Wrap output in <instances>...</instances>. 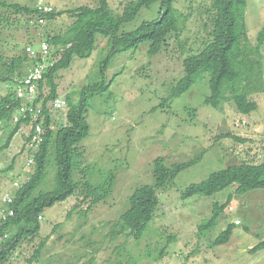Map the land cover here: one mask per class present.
Returning a JSON list of instances; mask_svg holds the SVG:
<instances>
[{
  "label": "rangeland",
  "instance_id": "rangeland-1",
  "mask_svg": "<svg viewBox=\"0 0 264 264\" xmlns=\"http://www.w3.org/2000/svg\"><path fill=\"white\" fill-rule=\"evenodd\" d=\"M2 1L26 6L37 3V0ZM46 1L56 12L96 7L93 0ZM130 1L108 0L107 12L96 18L121 15ZM214 2L177 0L174 3L182 24L180 41L172 42L169 52L151 56L150 43H144L137 49L120 51L111 59L105 74L111 86L90 102L86 115L90 134L82 146L85 164L90 168L88 180L99 185L113 174L112 195L105 203L89 208V202H80L84 193L79 192L46 209L40 222V235L34 240H23L6 264H30L29 259L42 241H46L45 247L38 262L32 264H264V248L250 252L264 243V190L240 196L235 194L236 186H231L212 197L182 198L189 185L206 180L214 172L230 165L264 162V91L250 96L258 109L247 115L239 113L233 102H227L221 109L205 106L204 101L210 95L207 78L181 97L163 104L185 74L183 61L214 40ZM158 10V4L141 9L137 18L123 29L135 31L144 21L156 19ZM0 11L9 17V22L0 21V56L5 59L25 54L28 47L40 49L46 34L63 32L73 22L65 14L35 26L28 24L23 14ZM245 12L247 45L256 49L264 29V0H248ZM111 47L110 38L97 35L89 58L75 57L67 69L58 73V97L64 98L67 106L53 116L55 123H59L54 124V129L68 123L66 114L81 100L84 87L102 82L101 63ZM261 53L264 79V45ZM0 89L2 94L4 89L1 86ZM7 136L0 127V147ZM26 139L27 129L22 128L9 148L0 152V202L6 194L17 191L13 186L15 181H26ZM199 157L195 165L159 192L156 216L141 239L128 232L118 234L116 225L130 207V196L136 188L154 182L157 159L163 158L165 165L171 167ZM81 178L74 172L76 182ZM53 180L51 169L45 189L51 188ZM214 203L227 207L221 212L218 225L201 233L198 226L212 216ZM229 222L238 226L232 239L216 246V239ZM169 237L175 239L169 241ZM164 247V257L154 262L153 256Z\"/></svg>",
  "mask_w": 264,
  "mask_h": 264
},
{
  "label": "trees",
  "instance_id": "trees-1",
  "mask_svg": "<svg viewBox=\"0 0 264 264\" xmlns=\"http://www.w3.org/2000/svg\"><path fill=\"white\" fill-rule=\"evenodd\" d=\"M93 1L95 8L82 6L65 13L56 12L50 5L54 11L44 13L36 8V4L26 6L0 0V10L23 14L28 24L36 22L38 26L41 19L52 22L65 14H69L73 19L65 31L60 33L53 31L45 36L50 47V61L55 64L47 69L45 80L40 82V88L45 87L48 90L44 104L58 97V73L67 69L73 58L86 59L91 56L97 35L110 38L112 43L107 57L101 63L102 82L83 88L81 100L66 114L68 123L54 129V124L59 123H55L49 114L46 116V136L36 157L34 173L27 183L13 193V203L10 208L14 211V216L5 223L0 222V264H6L10 260L23 240H34L40 235V222L46 209L65 202L75 194L77 196L79 192L84 193L80 202H89V208L105 203L112 195L115 182L113 174L99 185L92 184L88 180L90 168L85 164V150L82 143L90 134V125L86 117L90 102L96 95L109 90L111 84L106 82V69L118 52H128L137 49L141 44L150 43L149 53L151 56H156L169 52L171 43L180 41L179 32L182 22L180 19L178 21V13L174 10V3L177 0H132L125 6L121 15L104 17L103 20L96 16L107 12L108 0ZM247 1L215 0L214 40L201 52L183 61L185 74L163 104L181 97L193 85L207 78L210 95L204 101L205 106L221 109L227 102H233L241 114L247 115L257 111L258 104L250 100V96L264 91L261 53L264 45V29L259 34V47L256 49L248 47L245 12ZM156 4L159 6L156 19L144 21L132 32L123 29L125 24L137 18L141 9H151ZM7 16L0 11L1 22H7L9 20ZM32 63H35V59L30 58L27 53L11 59L0 56V86L4 89L0 94V127L8 133L0 147V152L9 148L14 137L23 126L28 124L25 120L13 122L22 102L16 98L15 91L9 86H15L17 82L23 80L28 74V70L26 72L25 69H29ZM200 158L171 167L165 165L163 158L157 159L154 162V182L136 188L130 196V207L121 215L119 225H116L119 227L118 234L128 232L141 239L156 216L160 205L159 192L166 190L170 181L195 165ZM51 169L54 170L53 184L50 189H45ZM74 172L79 173L83 180L81 178L76 182L73 179ZM231 186H236L235 194L240 196L248 192L264 190V162L230 165L214 172L206 180L189 185L183 191L182 198L186 200L197 195L212 197ZM231 198L232 196L229 200ZM213 207L212 216L203 220L198 226L201 233L218 225L221 212L227 204L220 206L214 203ZM237 227L235 222H229L216 239L215 245L222 246L229 243ZM173 239L175 238H168L169 241ZM45 244L46 241L40 243L39 248L28 261L30 264L38 262ZM263 248L264 243L250 252L257 253ZM165 251L166 247L162 248L157 256H153V261L159 262L164 257ZM148 254L151 255L150 252Z\"/></svg>",
  "mask_w": 264,
  "mask_h": 264
},
{
  "label": "built area",
  "instance_id": "built-area-1",
  "mask_svg": "<svg viewBox=\"0 0 264 264\" xmlns=\"http://www.w3.org/2000/svg\"><path fill=\"white\" fill-rule=\"evenodd\" d=\"M36 8L40 12L51 13L54 11L46 0H37ZM39 25L45 24V20H39ZM36 25V22H33ZM27 55L30 58L35 59V63H32L28 69L26 77L17 82L15 86H9L15 91V96L22 104L16 111L13 118L14 123H18L20 120L28 122L24 128L27 129L26 149L28 152L27 161V175L25 176V182L30 180L31 174L34 173L36 157L41 150V146L46 136V116L49 114L53 116L64 110L67 106V101L64 98L57 97L53 101L44 104V97L47 94L45 87L40 88V82L45 80V73L49 67L54 66V62L50 61V47L47 42H43L40 49L28 47L26 50ZM41 54L39 60L37 55ZM40 93L42 96H40ZM24 183L19 181L14 182V188L19 190ZM13 195L6 194L0 202V222L5 223L14 216V211L10 208L13 203Z\"/></svg>",
  "mask_w": 264,
  "mask_h": 264
},
{
  "label": "clouds",
  "instance_id": "clouds-1",
  "mask_svg": "<svg viewBox=\"0 0 264 264\" xmlns=\"http://www.w3.org/2000/svg\"><path fill=\"white\" fill-rule=\"evenodd\" d=\"M47 2V1H46ZM33 24V23H32ZM38 25V24H37ZM36 26V25H35ZM44 42H46V41H44ZM49 45V44H48ZM37 49V48H36ZM38 57V56H37ZM39 60L41 59V58H38ZM23 128H24V126H23ZM28 140V138L26 139V141ZM43 219V218H42Z\"/></svg>",
  "mask_w": 264,
  "mask_h": 264
},
{
  "label": "water",
  "instance_id": "water-1",
  "mask_svg": "<svg viewBox=\"0 0 264 264\" xmlns=\"http://www.w3.org/2000/svg\"><path fill=\"white\" fill-rule=\"evenodd\" d=\"M37 56H38V58H41V54H40V53H38V55H37Z\"/></svg>",
  "mask_w": 264,
  "mask_h": 264
},
{
  "label": "crops",
  "instance_id": "crops-1",
  "mask_svg": "<svg viewBox=\"0 0 264 264\" xmlns=\"http://www.w3.org/2000/svg\"><path fill=\"white\" fill-rule=\"evenodd\" d=\"M48 3V2H47ZM49 4V3H48ZM49 5H51V4H49ZM53 6V5H52ZM58 19V18H57Z\"/></svg>",
  "mask_w": 264,
  "mask_h": 264
}]
</instances>
